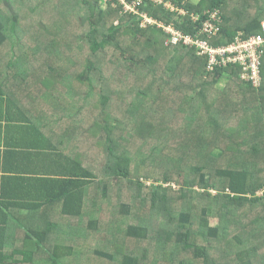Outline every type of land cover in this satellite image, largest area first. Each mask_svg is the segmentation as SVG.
<instances>
[{
	"label": "trees",
	"instance_id": "1",
	"mask_svg": "<svg viewBox=\"0 0 264 264\" xmlns=\"http://www.w3.org/2000/svg\"><path fill=\"white\" fill-rule=\"evenodd\" d=\"M101 1L0 0V72L43 92L44 140L60 151L29 210L43 215L0 238V264H264V57L254 87L141 25L194 34L190 14L219 11L210 41L228 45L264 35V0H184L183 22L150 0L138 14Z\"/></svg>",
	"mask_w": 264,
	"mask_h": 264
},
{
	"label": "crops",
	"instance_id": "2",
	"mask_svg": "<svg viewBox=\"0 0 264 264\" xmlns=\"http://www.w3.org/2000/svg\"><path fill=\"white\" fill-rule=\"evenodd\" d=\"M44 111V94L38 87L36 92L14 87L0 72V238L21 232L30 208L44 204L46 182L60 174L59 148L44 140L50 134ZM54 216L53 209L50 217Z\"/></svg>",
	"mask_w": 264,
	"mask_h": 264
},
{
	"label": "built area",
	"instance_id": "3",
	"mask_svg": "<svg viewBox=\"0 0 264 264\" xmlns=\"http://www.w3.org/2000/svg\"><path fill=\"white\" fill-rule=\"evenodd\" d=\"M144 0H135L132 7H128L130 12L138 14V6L143 3ZM151 2L164 5V0H150ZM166 6V5H165ZM168 10V9H167ZM184 8H181L179 14L182 16H188V13ZM205 12L203 15L198 13L190 14L192 21H201L202 17L206 21L201 23V29L196 33L186 34L179 30H172L170 26L167 28L164 24L157 22L153 18L148 17L146 14H142V23L144 27L158 26L166 31L172 30L173 36L172 43L168 46H184L193 48L196 50L197 56L206 58L207 71L214 72L217 68L222 69L229 66H237L242 69L241 79L246 82H251L254 87H259L262 84L261 66L264 57V35H257L248 39L242 36H237L235 40L228 45L214 46L211 43V39L218 35L220 32L219 24L221 23L218 17V11L208 14ZM264 28V23L262 24ZM258 194H264V188L257 192ZM260 194V195H261Z\"/></svg>",
	"mask_w": 264,
	"mask_h": 264
},
{
	"label": "rangeland",
	"instance_id": "4",
	"mask_svg": "<svg viewBox=\"0 0 264 264\" xmlns=\"http://www.w3.org/2000/svg\"><path fill=\"white\" fill-rule=\"evenodd\" d=\"M135 0H117V4H119V5H121V6H123V10L124 11H126V10H129L128 9V7H132L131 5L133 4V2H134ZM181 1H184V0H164V6L168 9V11H170L171 13H173V14H175L177 17H176V20L177 21H184V17H186V16H182L181 14H179V11L181 10V8H180V6H178V3H180ZM189 3H194V4H197V3H199L200 2V0H187ZM105 0H103V1H101V7H105L106 6V4H105ZM117 4L116 3H114V5L115 6H117ZM156 5H158V4H156ZM219 12V11H218ZM206 20L205 19H203V17H202V20H201V23H204ZM165 25V24H164ZM167 28H169L167 25H165ZM171 28H172V30L174 31V30H177V29H175L174 27H173V25L172 26H170ZM172 30H168V31H166L165 29H164V31H165V36L161 39L162 41H163V43H164V45H169V43H172V40H173V36H172V34H171V32H172ZM185 46V45H184ZM167 47V46H166ZM187 47V46H186ZM167 54H168V51H167ZM228 82H229V80H228V78H227V76H224V77H222L221 79H219V82H218V84L216 85V88L218 89V90H223V89H225L227 86H228ZM140 84L141 83H139V85H138V88H139V86H140ZM128 85V84H127ZM166 117V119H168V116H165ZM216 155L217 154H219L220 153V151L218 150V151H215L214 152ZM95 161V160H94ZM94 161H92V162H94ZM141 181L143 182V183H145L146 185H147V187H150V186H152V185H158L156 182H155V180L154 179H146L145 177H141ZM109 184H110V188H112V189H118V188H120L122 185H124L123 183H122V180H120V179H118L117 177H111V179H109ZM174 187L176 188V185H174ZM123 190V189H122ZM125 193L126 194H128L129 192L128 191H125ZM213 194H215L216 192L215 191H213L212 192ZM261 194V193H260ZM259 194V195H260ZM261 195H263V194H261ZM218 218H216V217H211L210 218V222H211V224L212 225H217L218 224ZM135 222H137V221H135ZM134 222V223H135Z\"/></svg>",
	"mask_w": 264,
	"mask_h": 264
}]
</instances>
